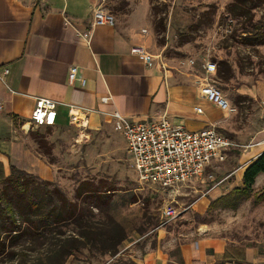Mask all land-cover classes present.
<instances>
[{"label":"crops","instance_id":"obj_1","mask_svg":"<svg viewBox=\"0 0 264 264\" xmlns=\"http://www.w3.org/2000/svg\"><path fill=\"white\" fill-rule=\"evenodd\" d=\"M96 4L114 15V26H90ZM147 13L148 0H0V164L5 175L15 166L45 181L53 180L51 168L15 135L30 127L78 125L91 132L119 134L127 154L124 137L114 129V112L131 119H157L166 114L172 123L180 122L189 131L222 122L218 119L228 112L199 95L205 75L186 72L174 79L163 74L155 60L146 63L130 52L135 46L147 51L150 37L142 33ZM86 32L88 39L82 36ZM72 65L79 71L69 83ZM250 95L264 105V83L253 85ZM35 97L58 103L39 127L30 121ZM263 120L253 134L228 135L245 147L230 150L217 166L221 171L230 161L234 164L220 173L217 186L202 193L200 205L207 207L242 187L244 169L264 151ZM263 186L261 173L253 190ZM263 204L248 199L235 209H222L234 213L233 226L202 225L175 247L170 238L173 229L158 228L155 244L134 264H264V226L254 227L258 214L264 218Z\"/></svg>","mask_w":264,"mask_h":264},{"label":"rangeland","instance_id":"obj_2","mask_svg":"<svg viewBox=\"0 0 264 264\" xmlns=\"http://www.w3.org/2000/svg\"><path fill=\"white\" fill-rule=\"evenodd\" d=\"M231 1L148 0L147 25L143 29L150 37L147 52L151 59L159 64L163 74L174 79L186 72L204 77L201 66L207 61L216 64V72L221 68L220 62L231 68V79L221 81L215 73L209 81L234 108L233 112L218 119L222 122L216 121L212 125L234 138V134H253L263 120L264 105L250 95V89L257 82L264 83V44L241 43L243 19L227 14L226 5ZM253 14L255 22L264 20V4ZM173 124L181 123L174 121ZM19 132L15 134L19 141L36 159L51 168L54 178L49 181L48 188L58 187L69 200L74 199L75 188L83 180L106 179L115 188L107 213L125 232L118 252L111 256L83 249L68 257L64 264H134L137 257L155 244L158 228L173 229L170 238L175 247L202 225L226 227L234 222L231 211H223L216 205L208 208L209 205L199 204L202 193L209 190L220 173L233 168L231 161L221 171L210 170L212 181L182 186L173 195L137 181L119 134L91 132L78 125L67 129L30 127L28 131ZM39 138L45 140V146L39 144ZM28 174L33 176L27 177L28 181L42 186L41 177ZM166 205L176 208L179 214L175 219L165 221L162 217L161 211ZM93 213H97L96 210ZM100 215L103 214H96L97 217ZM262 226L264 218L258 214L254 227ZM71 228L68 226L65 230L70 232ZM27 242L24 246L30 248V240ZM25 252L28 255L25 264H38L39 251ZM18 262L19 257L11 261L4 259L0 264Z\"/></svg>","mask_w":264,"mask_h":264},{"label":"trees","instance_id":"obj_3","mask_svg":"<svg viewBox=\"0 0 264 264\" xmlns=\"http://www.w3.org/2000/svg\"><path fill=\"white\" fill-rule=\"evenodd\" d=\"M264 0H232L226 12L243 19L240 40L244 45L264 44V20L255 22L254 10ZM217 78L227 81L232 77L231 68L220 62ZM39 144L46 145L43 138ZM264 173V151L243 171L242 187L211 201L223 209H235L243 201L253 204L264 201V186L253 190L256 177ZM33 177L24 170L10 166L5 175L0 164V262L17 259L25 264V251H39L38 264H64L68 257L88 249L90 253L115 255L125 239L123 228L109 214L115 188L106 179L83 180L75 188L74 199L69 200L61 189L48 188L49 181L41 180L38 186L28 181ZM102 213L99 217L97 213ZM72 226L70 232L65 229ZM30 240V248L24 246ZM28 243V242H27ZM21 246V248H18ZM37 264V263H36Z\"/></svg>","mask_w":264,"mask_h":264},{"label":"built area","instance_id":"obj_4","mask_svg":"<svg viewBox=\"0 0 264 264\" xmlns=\"http://www.w3.org/2000/svg\"><path fill=\"white\" fill-rule=\"evenodd\" d=\"M107 0H101L105 2ZM92 20L90 26H114V15L100 4L92 7ZM142 29V33H145ZM83 38L88 39L86 32ZM131 53L150 62V54L140 46L132 47ZM205 81L199 86V95L223 111L231 113L234 108L223 96L218 87L209 81L211 75L216 73V64L207 61L202 66ZM79 68L70 66L67 79L73 83L77 78ZM8 73L7 67L3 74ZM85 83L84 80L81 81ZM106 101L107 98L101 99ZM58 103L54 100L35 97L34 106L30 115L31 124L41 126L46 123L48 113L55 109ZM3 108L0 101V110ZM197 112H201L199 108ZM114 129L122 134L125 139L126 153L130 167L134 170L137 181L142 184L154 185L157 188L176 194L182 186L203 180H213L210 170L216 169L223 163L230 150L245 147L235 143L228 135L219 131L214 125L206 128L189 131L179 125H174L162 114L157 119H131L114 112ZM220 182H214L209 189ZM165 221H170L178 216L176 208L166 205L162 211Z\"/></svg>","mask_w":264,"mask_h":264},{"label":"bare ground","instance_id":"obj_5","mask_svg":"<svg viewBox=\"0 0 264 264\" xmlns=\"http://www.w3.org/2000/svg\"><path fill=\"white\" fill-rule=\"evenodd\" d=\"M74 115V114H73Z\"/></svg>","mask_w":264,"mask_h":264}]
</instances>
